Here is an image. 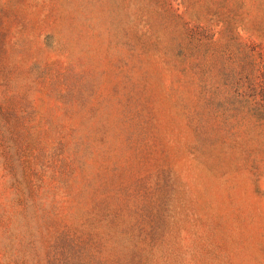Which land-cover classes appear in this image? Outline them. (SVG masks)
I'll return each mask as SVG.
<instances>
[{
  "label": "rangeland",
  "instance_id": "1",
  "mask_svg": "<svg viewBox=\"0 0 264 264\" xmlns=\"http://www.w3.org/2000/svg\"><path fill=\"white\" fill-rule=\"evenodd\" d=\"M0 264H264V0H0Z\"/></svg>",
  "mask_w": 264,
  "mask_h": 264
}]
</instances>
